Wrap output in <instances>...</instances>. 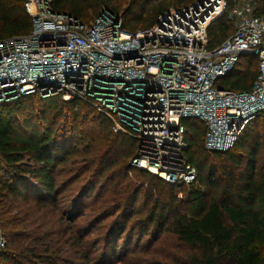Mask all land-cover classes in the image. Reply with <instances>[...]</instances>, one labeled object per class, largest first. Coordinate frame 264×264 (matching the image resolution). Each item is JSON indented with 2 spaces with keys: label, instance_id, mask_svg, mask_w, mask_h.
Listing matches in <instances>:
<instances>
[{
  "label": "trees",
  "instance_id": "1",
  "mask_svg": "<svg viewBox=\"0 0 264 264\" xmlns=\"http://www.w3.org/2000/svg\"><path fill=\"white\" fill-rule=\"evenodd\" d=\"M24 1L0 0V40L30 33L31 18L24 10ZM225 1V13L207 28L209 50L233 32L227 13L237 0ZM254 2L256 13L263 16L264 0ZM114 3L115 0H53L51 10L88 23L104 8L121 18L123 31L133 34L152 27L162 13L189 6L194 0H132L123 13ZM252 59L256 72H250ZM244 66L245 71L240 69ZM256 75V58L241 56L217 88L245 92ZM51 98L30 96L0 105V188L14 199L41 198L45 207L56 211L58 221H67L75 260L89 262L84 240L91 230L77 229L74 222L79 215L72 221L68 208H62L58 200L65 194L73 197L80 191L84 197L89 190H96L99 212L94 219L104 230L101 240L112 255L124 236L129 243L135 231L139 230L143 237L151 228L152 237L168 232L190 249L183 262L153 264H264V112L250 121L225 153L204 150L203 122L183 121L188 144L185 159L198 173L195 184L186 188L169 185L130 166L136 143L112 134L108 122L87 105L77 100L46 102ZM32 101L42 105L37 124L28 113ZM67 130L74 134V140L67 137ZM95 132L101 136L97 144ZM81 146L82 164L75 169L69 161ZM117 146H127L128 151L116 153ZM209 158H213L211 164ZM86 174L90 176L85 179ZM64 175L70 177L58 180ZM110 218L112 221L104 225ZM16 221L6 217L2 222L0 215L5 239L0 264H24L36 249H42L45 256L55 253L56 249L45 245L30 249L35 240L31 232L18 234Z\"/></svg>",
  "mask_w": 264,
  "mask_h": 264
},
{
  "label": "built area",
  "instance_id": "2",
  "mask_svg": "<svg viewBox=\"0 0 264 264\" xmlns=\"http://www.w3.org/2000/svg\"><path fill=\"white\" fill-rule=\"evenodd\" d=\"M52 2L25 0L30 33L0 40V105L30 96L80 101L112 134L136 143L133 166L186 188L198 173L185 159L183 121L203 122L204 150L225 153L264 112V15L254 0L236 1L227 13L231 36L211 50L207 28L225 13V0L170 9L133 34L106 9L84 23L52 12ZM241 56L257 60L251 88H217Z\"/></svg>",
  "mask_w": 264,
  "mask_h": 264
},
{
  "label": "rangeland",
  "instance_id": "3",
  "mask_svg": "<svg viewBox=\"0 0 264 264\" xmlns=\"http://www.w3.org/2000/svg\"><path fill=\"white\" fill-rule=\"evenodd\" d=\"M131 1L132 0H115L114 5L120 9V13H123L129 7ZM198 1L194 0V3ZM102 9L104 8H101L100 11ZM252 64L253 67H251L250 72H256V62L254 59H252ZM240 69L245 71L246 66ZM59 99V96H55L46 100V102L55 103ZM41 108V104L37 101H32V107L28 111V113H32L36 124L39 121V110ZM66 132H68L67 137L70 139L74 138V134L71 131L67 130ZM93 135L97 140V144L99 142L98 138L101 136L98 135L97 132ZM126 150L128 151L127 146H117L114 151L117 153ZM81 153L82 146L77 154L69 161L70 165L73 164L75 169L80 168L82 164L81 161L83 157ZM208 162L211 164L213 158H209ZM216 163L220 164L219 161ZM129 165L136 169V167L132 165L131 160ZM133 171L135 172L136 170ZM80 172L81 170H78L76 173L80 174ZM134 172H132V174H134ZM89 176L90 174H86L85 179ZM68 177H70V175H64L63 179L58 180H66ZM79 186L82 188V183H80ZM77 191H79L78 188ZM95 197L96 190L94 192L89 190L84 197L80 196L79 191L75 193L73 197H69L65 194L58 200L62 208H68L67 211H69V215L72 216V221L74 216L79 215L74 222V226L77 229L91 230V233L88 234L84 240V250L89 254V262L87 263L82 260L74 259L75 256L71 253L73 241L70 239L71 234L68 233L67 227L69 223L65 220H63L64 222L58 221L56 211H54L53 208L50 206L45 207L41 198L38 197H29L25 200L21 198H11L5 190L0 188V215L2 222L6 217L17 219L18 234L27 235L31 232L35 244H31L30 249L43 245L56 249L55 253L46 256L42 254V249L33 250L34 255L29 256L28 261L24 262V264H63L62 262H66V264H153L155 262H183L189 256L190 249L181 244L176 237L168 232H162L154 238L152 237L153 231L151 228L148 234L143 237L139 234V230L135 231L129 243H127L126 239L124 240V237L127 236H124L123 240L117 243L116 249L118 251L112 255L110 248L107 249L104 247L103 240H101L102 236L100 233H104V230L99 228L97 219H94L99 212V202L97 203L95 201ZM179 197L180 196H178V198ZM68 201L69 203H67ZM110 221H112L111 218L106 220L103 224L106 225ZM99 224L103 225L102 222ZM57 251L58 253H56Z\"/></svg>",
  "mask_w": 264,
  "mask_h": 264
},
{
  "label": "bare ground",
  "instance_id": "4",
  "mask_svg": "<svg viewBox=\"0 0 264 264\" xmlns=\"http://www.w3.org/2000/svg\"><path fill=\"white\" fill-rule=\"evenodd\" d=\"M151 172H152V173H154V171H153V170H151Z\"/></svg>",
  "mask_w": 264,
  "mask_h": 264
}]
</instances>
